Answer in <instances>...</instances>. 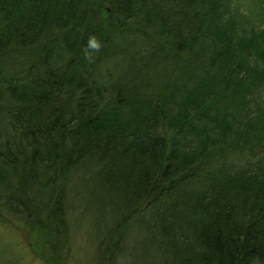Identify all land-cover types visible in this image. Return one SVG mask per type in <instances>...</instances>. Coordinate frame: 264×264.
Masks as SVG:
<instances>
[{"label":"trees","instance_id":"trees-1","mask_svg":"<svg viewBox=\"0 0 264 264\" xmlns=\"http://www.w3.org/2000/svg\"><path fill=\"white\" fill-rule=\"evenodd\" d=\"M238 10L229 0H0V217L39 225L62 257L81 178L99 199H83L92 264L124 252L131 264L145 239L144 264H264V109L251 103L264 50L248 46L264 18L241 39ZM90 35L102 45L91 63ZM99 65L114 78L106 85L90 75ZM232 153L244 165L219 164ZM132 225L143 237L129 243Z\"/></svg>","mask_w":264,"mask_h":264},{"label":"rangeland","instance_id":"rangeland-1","mask_svg":"<svg viewBox=\"0 0 264 264\" xmlns=\"http://www.w3.org/2000/svg\"><path fill=\"white\" fill-rule=\"evenodd\" d=\"M226 1V0H225ZM232 4L239 6L238 12L234 15V22L241 25L242 31L247 29L246 34L242 32L245 40H249L248 33L252 32V27L255 25H261V21L264 18V7L260 4L259 0H229ZM241 13H246L247 17L242 16ZM233 14V13H232ZM258 35L260 33H257ZM264 34V33H262ZM264 36L256 37L257 41H253L251 39L248 46H250L254 51L264 50ZM109 69L105 65H99L96 71L90 73L99 83L102 85H106L114 78L107 74L106 71ZM96 81V82H97ZM253 89V87H252ZM257 90H253V97L251 103L253 107V111L257 113L260 109H264V90L259 95ZM143 95V96H140ZM143 98L144 93L141 91L139 95L134 97L137 99L138 97ZM156 96H153L155 98ZM229 102V100H228ZM232 106V104H231ZM248 158V154L246 155ZM245 158L241 155H235L234 153L229 154L225 159L221 160L220 165L223 163L240 166L244 165ZM74 185L78 189V197H73V193L69 194L67 200V209L71 210L74 213V219L70 223L69 229V237H70V246L66 247L63 245L61 247V255L62 257L55 258L49 252V246H46V240L41 241L38 237L37 233L40 234L38 230V226L30 229L27 225H25L20 219L14 218L9 222V218L6 216L5 220L0 217V264H92L94 260V256L96 255V243L94 241V234L92 233V229H86L87 214L84 212L85 205L83 203V199L88 203L94 204L99 202L98 197L96 198V194L93 195L92 190L89 186L85 185L81 178L75 179L73 181ZM76 196V195H75ZM95 205V204H94ZM98 212V211H97ZM77 218V219H76ZM104 218L109 222L112 221L110 215L106 214ZM76 220V221H75ZM89 227V226H88ZM140 227L136 225H132L127 230V235H129V243H134L135 241H140L141 237H143V231H140ZM92 233V234H91ZM136 235V236H135ZM145 245L147 239L144 240ZM143 241H141L140 247L132 250V253L137 257L130 256L129 261L131 264H144L142 261L146 260V252H144ZM153 244L158 246L159 243L156 240H152ZM128 243V242H127ZM48 245V243H47ZM124 254L119 258L118 264H129ZM137 258L139 260H137Z\"/></svg>","mask_w":264,"mask_h":264},{"label":"clouds","instance_id":"clouds-1","mask_svg":"<svg viewBox=\"0 0 264 264\" xmlns=\"http://www.w3.org/2000/svg\"><path fill=\"white\" fill-rule=\"evenodd\" d=\"M102 45L95 35H90L87 40V44L83 49V55L85 59L91 63L94 60L93 53H98Z\"/></svg>","mask_w":264,"mask_h":264}]
</instances>
